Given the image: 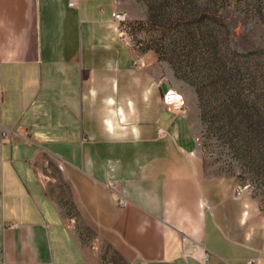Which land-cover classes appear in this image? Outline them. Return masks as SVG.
Masks as SVG:
<instances>
[{"label":"crops","instance_id":"0c3cea01","mask_svg":"<svg viewBox=\"0 0 264 264\" xmlns=\"http://www.w3.org/2000/svg\"><path fill=\"white\" fill-rule=\"evenodd\" d=\"M115 10L117 0H0L3 264H106L110 253L264 264V212L248 189L235 195L234 176L203 170L191 120L165 107L161 76L133 63Z\"/></svg>","mask_w":264,"mask_h":264},{"label":"rangeland","instance_id":"374dc122","mask_svg":"<svg viewBox=\"0 0 264 264\" xmlns=\"http://www.w3.org/2000/svg\"><path fill=\"white\" fill-rule=\"evenodd\" d=\"M117 4L133 53L182 93L203 170L234 176L264 212V0ZM50 191L77 235L89 239L71 196L58 185ZM105 260L132 264L114 253Z\"/></svg>","mask_w":264,"mask_h":264},{"label":"built area","instance_id":"2783aa9c","mask_svg":"<svg viewBox=\"0 0 264 264\" xmlns=\"http://www.w3.org/2000/svg\"><path fill=\"white\" fill-rule=\"evenodd\" d=\"M77 2L78 0H66V5L69 7H74L77 5ZM112 14H113L114 20L117 22L118 29L122 33H124V29L127 27L126 26V16L120 10H115L113 11ZM133 63L139 64V65L143 64L142 56L139 54H133ZM163 101H164L165 107L169 110L178 111L181 113H185L187 110L182 93L169 86L167 90H165L163 93ZM158 132L160 135H165L167 133V131L162 127L158 128ZM57 166L60 167V164L58 163ZM243 188H245V186L239 185L238 187H236L235 195H239ZM118 203L120 205H124L127 203V199L120 198L118 200ZM0 264H3L1 247H0ZM132 264H136V263H132Z\"/></svg>","mask_w":264,"mask_h":264},{"label":"water","instance_id":"95a60500","mask_svg":"<svg viewBox=\"0 0 264 264\" xmlns=\"http://www.w3.org/2000/svg\"><path fill=\"white\" fill-rule=\"evenodd\" d=\"M162 88H163L164 91L167 90L168 85H167L166 82H163V83H162Z\"/></svg>","mask_w":264,"mask_h":264},{"label":"trees","instance_id":"16d2710c","mask_svg":"<svg viewBox=\"0 0 264 264\" xmlns=\"http://www.w3.org/2000/svg\"><path fill=\"white\" fill-rule=\"evenodd\" d=\"M250 129H252V123H250Z\"/></svg>","mask_w":264,"mask_h":264}]
</instances>
